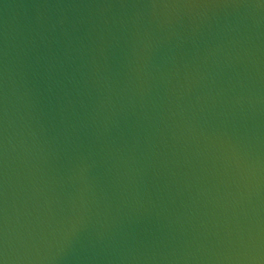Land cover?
Wrapping results in <instances>:
<instances>
[{
    "label": "water",
    "instance_id": "obj_1",
    "mask_svg": "<svg viewBox=\"0 0 264 264\" xmlns=\"http://www.w3.org/2000/svg\"><path fill=\"white\" fill-rule=\"evenodd\" d=\"M0 264H264V0H0Z\"/></svg>",
    "mask_w": 264,
    "mask_h": 264
}]
</instances>
